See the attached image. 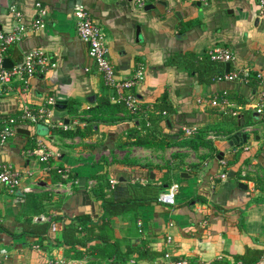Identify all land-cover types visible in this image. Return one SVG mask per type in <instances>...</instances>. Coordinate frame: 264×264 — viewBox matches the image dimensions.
I'll use <instances>...</instances> for the list:
<instances>
[{"label": "crops", "instance_id": "1", "mask_svg": "<svg viewBox=\"0 0 264 264\" xmlns=\"http://www.w3.org/2000/svg\"><path fill=\"white\" fill-rule=\"evenodd\" d=\"M37 2L46 8L43 27L29 30L22 40L10 45L6 58L15 65L26 51L39 48L55 66L29 77L23 91L18 80L11 84L8 93L0 97V127L7 118L19 117L23 104L35 108L47 96L55 102L64 101L65 109L58 116L52 108L51 126L18 121L11 137L0 140V168L11 164L21 173L13 191L0 183V223L11 233L18 231L27 217L21 203L24 193L49 196L46 210L31 215L35 223L57 217L60 228L76 215L99 218L101 201L92 190L104 181L113 180L112 197L123 200L131 197L130 184L159 181L166 175L168 185L174 182L179 186L174 206L142 202L134 213L109 218L121 248L129 244L163 249L168 258L177 256L185 264L254 263L248 262L254 250L264 252V121L242 129L246 140L240 159L227 169L221 160L237 151L231 148L234 141L228 135L210 131L205 146L172 144L161 148L138 144L144 128L133 126V121H147L152 103L165 97L175 113L162 120L161 131L153 135L156 140L177 139L182 130L181 114L203 123L208 100L221 91L240 88L247 94L249 88L225 79L224 73L256 72L263 80L264 19L256 1L208 0L203 4L200 0H149L139 7L134 0H0V29L29 26L38 16ZM78 6L88 11L103 31L116 77H127L141 67L142 78L134 92L142 113L121 111L114 92L104 85L88 45L76 33L73 13ZM12 9L22 13L21 19L11 14ZM213 46L232 54L227 72L225 63H220L222 75L203 69L208 64L207 50ZM187 55L192 60L190 69L183 65ZM62 124L69 127L63 129ZM88 124L92 130L83 133ZM212 134L216 138H211ZM38 147L48 153L47 163L40 162ZM164 166L169 170L161 168ZM57 169L64 171L58 173L64 181L52 182ZM228 170L235 176H226ZM222 172L225 177L218 178ZM134 239L138 240L135 244ZM43 245L0 230V264L108 262L87 255L65 259L61 246L46 241ZM153 261L159 264L160 258ZM136 263L129 259L126 264Z\"/></svg>", "mask_w": 264, "mask_h": 264}, {"label": "trees", "instance_id": "2", "mask_svg": "<svg viewBox=\"0 0 264 264\" xmlns=\"http://www.w3.org/2000/svg\"><path fill=\"white\" fill-rule=\"evenodd\" d=\"M185 61L183 65L187 69H190L192 60L187 56L184 57ZM207 65L203 69H212L214 72L224 73L223 64L221 62L213 63L208 55H206ZM242 76V80L233 79L231 81H239L244 84L249 91L247 94L240 91L238 88L233 90H225L218 93L216 99L218 104L210 105L206 108V120L203 123L198 121L188 120L184 114H181L180 124L186 127H196L197 131L192 135H182L179 132L178 138L173 139L166 137V139L156 140L153 132L159 133L160 122L168 116L175 113V108L171 102L165 97H161L157 101L152 103V108L149 111L147 121H139V119L133 121V126L144 128V134L140 136L142 141H137L138 144H155L158 147H164L168 145H180L191 146L193 148L197 146L207 145L206 135L208 132L213 131L215 134H226L234 141V146L231 148L237 150L231 157L221 160L224 162L225 169L231 165L236 164L240 159V154L243 149H240L244 145L242 138V129L253 124L264 121V112L256 113L254 104L258 99L260 86L259 81L262 79L256 72H250L246 74H239ZM238 75V76H239ZM264 80V79H263ZM251 91H254L252 94ZM223 100H227L233 103L234 107H225L222 104ZM120 110L128 114V110L124 107L123 103L119 102ZM140 104V103H139ZM141 106V104H140ZM142 109V106H141ZM236 113L233 114L232 111ZM94 115L93 110L87 111ZM165 113L166 115H163ZM149 125V126H147ZM92 130V125L88 124L84 128L83 133H87ZM76 133H82L78 130ZM238 135V136H237ZM247 160H244L245 163ZM139 166L144 164L136 163ZM169 170V166H164ZM238 172V171H237ZM55 177L52 178V182L64 181V179L56 172ZM99 180L102 177L97 176ZM168 176H163L159 181H148L145 184L133 183L128 187L131 192V197L123 200H115L112 197V188L109 181H104L102 185L97 186L92 190V194L99 198L101 201L100 212L102 213L99 218H94L90 214L76 215L71 218H67L62 226L57 227V217L46 222L35 223L32 221L31 215L43 213L46 210V200L49 196L45 194H31L24 193L22 195V210L27 212V217L21 223L17 232L11 233L1 223L0 230L9 232L13 237H27L32 244L39 247H43V241L51 246H61L65 259H80L85 255L94 259L108 260L107 264H126L129 259H133L134 263L143 260L146 263L154 264L156 258H160L159 264H168L169 261H180L177 256H170L165 258V251H155L151 248L142 246L131 247L126 244L125 249L121 248V241L114 237L113 228L110 225L109 218L112 216H118L126 213H134L137 206L142 202L152 204H162L157 201L158 193L164 189L165 185H168ZM165 205V204H163ZM167 206V205H166ZM57 232V234H56ZM261 250H254L253 259L248 262L256 261L261 255ZM167 259V261H166ZM244 262V261H243ZM136 263V264H137ZM79 264V263H76ZM142 264V263H138Z\"/></svg>", "mask_w": 264, "mask_h": 264}, {"label": "built area", "instance_id": "3", "mask_svg": "<svg viewBox=\"0 0 264 264\" xmlns=\"http://www.w3.org/2000/svg\"><path fill=\"white\" fill-rule=\"evenodd\" d=\"M135 3L142 7L149 0H134ZM203 4H207L208 0H200ZM258 5L259 16L264 19V0H255ZM37 18L32 21L29 26L19 24L10 31L0 29V97L4 96L10 90L11 84L18 80L19 88L25 90L27 88L28 79L37 73H42L46 69L55 66L49 55L42 49L35 48L26 51L20 63L12 65L11 67L3 66V59L6 57V52L10 45L16 43L27 34L29 30H36L44 25V18L46 16V8L41 3H36ZM11 14L18 19H21L22 13L17 9H12ZM75 27L78 37L88 45V54L93 60L96 71L102 76L104 85L114 92L115 100L123 103L130 115H137L142 113L141 106L135 95L134 87L141 80V67H137L136 71L127 77H116L114 65L110 61L105 44L104 33L97 24L92 20L88 11L83 7L78 6L74 10ZM208 57L213 61L221 63L230 62L232 54L226 48L220 46H213L207 50ZM235 71H228L224 73L223 77L228 80L239 79L242 76ZM239 75V76H238ZM260 91L258 99L254 104L256 113L264 112V80L259 82ZM223 106L234 107L235 105L227 100H223ZM210 105L218 104L216 97L208 100ZM55 105V100L52 96H47L40 106L32 108L27 104H23L19 117H10L6 119V123L0 127V140L5 141L11 137L14 130V125L18 121H25L30 124H43L51 126L50 117L52 108ZM236 113L235 110L232 111ZM63 129H67L69 125L62 124ZM197 131L196 127H182L184 135H192ZM216 138L214 134L210 136ZM42 148L38 147L40 151ZM39 160L42 163L48 162V153H38ZM224 163V162H223ZM57 173L64 174L62 169H57ZM218 178H224L225 173H220ZM21 173L15 169L11 164H4L0 168V183L3 184L8 191H13L20 183ZM112 185L113 180L109 181ZM179 191L177 183H170L166 188L162 189L157 195V201L167 206H174L176 203V196ZM168 257V253H165ZM168 264H185L184 261H170ZM252 264H264V252Z\"/></svg>", "mask_w": 264, "mask_h": 264}, {"label": "water", "instance_id": "4", "mask_svg": "<svg viewBox=\"0 0 264 264\" xmlns=\"http://www.w3.org/2000/svg\"><path fill=\"white\" fill-rule=\"evenodd\" d=\"M3 66H5V67H11L12 66V63H11V61L8 58L5 57L3 59ZM229 66H230L229 62H226L224 64L225 72L228 71ZM54 107L56 109L55 115L61 116L62 113H63V110L65 109V103H64V101L56 100ZM19 131L22 132V133H28V131H26L25 129H19ZM242 138H243V141H245L246 140V135L245 134H242ZM217 158L218 159H221L222 158L221 153L217 156ZM226 176H228V177H234L235 176V173L232 170H228ZM239 186L242 187V188H246V185L245 184H242V183H240ZM137 241H138L137 239H134L132 241V243L135 244V242H137Z\"/></svg>", "mask_w": 264, "mask_h": 264}, {"label": "rangeland", "instance_id": "5", "mask_svg": "<svg viewBox=\"0 0 264 264\" xmlns=\"http://www.w3.org/2000/svg\"><path fill=\"white\" fill-rule=\"evenodd\" d=\"M259 123H260V122H259ZM259 123H258V124H259ZM256 124H257V123H256Z\"/></svg>", "mask_w": 264, "mask_h": 264}]
</instances>
